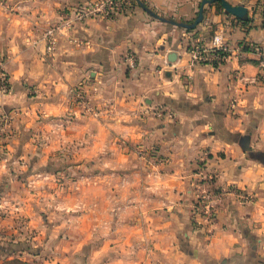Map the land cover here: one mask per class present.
<instances>
[{
	"label": "crops",
	"instance_id": "0c3cea01",
	"mask_svg": "<svg viewBox=\"0 0 264 264\" xmlns=\"http://www.w3.org/2000/svg\"><path fill=\"white\" fill-rule=\"evenodd\" d=\"M93 1L0 0V53L11 83L9 94L0 92V114L28 103L54 113L71 105L68 90L81 85L103 107L102 128L155 143L161 190L138 210L141 219L100 230V264H264V0H228L245 2L246 24L219 1L207 3L193 31L151 15L140 1L161 17L192 22L202 0H134L126 14L88 18L59 32L49 50L45 30ZM219 29L230 58L218 67L191 65L193 33L209 42ZM38 87L46 100L30 99L29 88ZM121 108L143 114V121L116 114ZM166 109L174 117L158 115ZM243 135L260 159L245 153ZM204 152L225 195L209 230L200 231L190 220L191 175ZM231 186L253 188L255 201L242 203Z\"/></svg>",
	"mask_w": 264,
	"mask_h": 264
},
{
	"label": "rangeland",
	"instance_id": "374dc122",
	"mask_svg": "<svg viewBox=\"0 0 264 264\" xmlns=\"http://www.w3.org/2000/svg\"><path fill=\"white\" fill-rule=\"evenodd\" d=\"M29 90L30 99L46 100L43 88ZM10 92L11 84L1 93ZM68 93L71 105L54 113L28 103L0 114V264H100V230L141 219L138 210L161 190L155 143L102 128L103 107L83 86ZM166 110L157 113L174 117ZM127 113L143 121L135 110L116 114ZM244 151L251 159L261 157L252 148ZM200 156L191 175L196 197L190 220L207 231L225 191L217 184L220 172L208 165L210 154ZM229 191L245 204L256 199L248 186Z\"/></svg>",
	"mask_w": 264,
	"mask_h": 264
},
{
	"label": "built area",
	"instance_id": "2783aa9c",
	"mask_svg": "<svg viewBox=\"0 0 264 264\" xmlns=\"http://www.w3.org/2000/svg\"><path fill=\"white\" fill-rule=\"evenodd\" d=\"M133 4L134 0H94L88 5L74 9L65 16L62 23L51 25L45 30L47 48L52 50L56 46L58 33L61 30L66 28L69 30L73 24L83 22L88 18L113 19L129 12ZM256 47L254 49L259 51ZM187 48L191 65L211 64L218 67L226 62L232 54V48L223 29L216 30L209 42H205L201 35H193ZM260 64L264 66V58L261 59ZM10 84L9 74L5 68V56L0 53V92H7L10 89Z\"/></svg>",
	"mask_w": 264,
	"mask_h": 264
},
{
	"label": "water",
	"instance_id": "95a60500",
	"mask_svg": "<svg viewBox=\"0 0 264 264\" xmlns=\"http://www.w3.org/2000/svg\"><path fill=\"white\" fill-rule=\"evenodd\" d=\"M216 1H219L222 6L224 7V10L227 12V13H230L242 20H247L248 18V9H247V6L245 4V2H242V3H239V4H231L228 0H202L201 2V5H200V8H199V11H198V14L197 16L195 17V19L192 21V22H180V21H175V20H172V19H167V18H164V17H161L159 14H157L155 11H153L152 9L148 8L145 4H143L141 1V5L142 7L148 12L150 13L151 15L157 17V18H160L164 21H168V22H171V23H174L178 26H182V27H185L187 29H195L197 27L198 24H200L204 18H205V4L207 3H213V2H216ZM168 59L171 60V61H174L176 59V53L173 51L171 52L169 55H168ZM249 142V137H245V138H242V144H243V149H250L247 147V144Z\"/></svg>",
	"mask_w": 264,
	"mask_h": 264
},
{
	"label": "trees",
	"instance_id": "16d2710c",
	"mask_svg": "<svg viewBox=\"0 0 264 264\" xmlns=\"http://www.w3.org/2000/svg\"><path fill=\"white\" fill-rule=\"evenodd\" d=\"M218 5L220 6V7H222V5H221V3L220 2H218ZM223 8V7H222ZM248 22V20H246V21H243V23L244 24H246ZM194 29H187V31H193ZM247 48H248V46H246Z\"/></svg>",
	"mask_w": 264,
	"mask_h": 264
}]
</instances>
